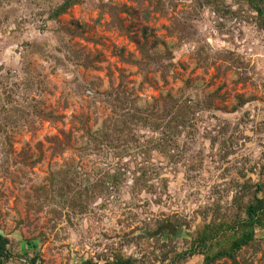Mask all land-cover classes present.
I'll use <instances>...</instances> for the list:
<instances>
[{"label":"rangeland","instance_id":"rangeland-1","mask_svg":"<svg viewBox=\"0 0 264 264\" xmlns=\"http://www.w3.org/2000/svg\"><path fill=\"white\" fill-rule=\"evenodd\" d=\"M62 1L0 0V234L13 254L5 264L36 253L41 264L102 263L114 253L139 264H202V253L176 258L200 228L231 219L238 188L264 168L259 17L245 0H79L51 18ZM144 30L160 58L141 69L132 63L141 60L133 39L142 41ZM169 95L191 104L165 155L148 143L161 131L130 117H159ZM123 120L126 146L95 134ZM53 137L68 140L62 154H52ZM70 165L80 186L109 169L125 171L118 188L82 214L55 193L53 201L34 199L51 171ZM139 168L151 175L152 192L133 186ZM165 219L178 230L149 236ZM225 233L206 253L229 243ZM254 248L237 261L264 264V244Z\"/></svg>","mask_w":264,"mask_h":264},{"label":"trees","instance_id":"trees-1","mask_svg":"<svg viewBox=\"0 0 264 264\" xmlns=\"http://www.w3.org/2000/svg\"><path fill=\"white\" fill-rule=\"evenodd\" d=\"M256 12L260 19L261 25L264 27V0H245ZM79 0H63L58 4L50 13V17L58 19L60 15L68 12ZM121 28V26L119 25ZM69 31L73 33V29ZM146 31L142 32V41L133 39L140 54L141 60H133L132 63H137L141 69H146L151 62L158 60L160 57L150 53L146 41ZM130 60V59H128ZM143 60V61H142ZM131 61V60H130ZM142 61V62H141ZM144 71V80H146V71ZM113 93H110L112 95ZM115 101L119 98L115 94ZM167 103L163 106V111L159 117L155 118V113L148 111L149 114L136 113L130 117L131 122L141 124L144 126H152L155 130H160V136L150 139L148 141L151 150H155L158 153L170 154L174 142V138L179 134L180 129L185 127L188 122V114L186 108H190V101H181L175 99L169 95ZM119 120V119H118ZM124 121V122H123ZM122 121V125L117 123V126L111 130L104 129L99 130L95 134L102 137L104 142L108 146H123L127 144V133L125 134L128 125L125 124V120ZM121 122V121H120ZM126 129V130H125ZM127 135V137H126ZM98 136H94V139H98ZM64 138H68L64 135ZM52 142V154L59 155L63 153L64 144H69L68 140L61 141L57 137L50 139ZM66 142V143H63ZM38 161V160H37ZM125 170L109 169L103 176L94 182H88V185L80 186L76 181L80 177L78 168L75 166H69L50 172L48 184L40 185L34 188V199L41 203L49 200L53 201V194L61 201L62 207H66L69 212L82 214L87 211L88 202L95 201L100 195H107L114 188H118L121 184V178L124 175ZM135 177L133 180V186H141L146 188L145 190L153 191L154 185L146 186V181L150 180L151 175L148 176L147 168H139L134 172ZM145 186V187H144ZM150 187V189H149ZM233 206L236 209L233 210L231 219L228 221H222L218 223H212L200 228L196 233V238L191 242L189 249L181 254H178L176 260L180 261L184 258L193 256L197 253L203 254L202 264H214L215 262L226 259L232 264H242L237 261L236 256L245 247L254 248V253L257 252L259 244H264V168L259 173L258 181L246 180L235 193L233 197ZM62 212H58L60 215ZM261 229L263 232L261 237L255 236V230ZM230 237L229 243L219 248L213 255L206 253L213 248V244L217 241V238L224 233ZM225 233V234H226ZM10 240L0 234V264H5L12 257V251L10 249ZM199 251V252H197ZM168 257L163 255L159 260L166 261ZM39 261V255L36 253L30 258H26L25 264H41ZM176 261H171L169 264H174ZM79 264H139L138 261L132 257H125L120 253H114L111 258L105 259L102 263L94 261L92 259H86ZM243 264H253L251 261H244Z\"/></svg>","mask_w":264,"mask_h":264},{"label":"flooded vegetation","instance_id":"flooded-vegetation-1","mask_svg":"<svg viewBox=\"0 0 264 264\" xmlns=\"http://www.w3.org/2000/svg\"><path fill=\"white\" fill-rule=\"evenodd\" d=\"M165 155H167V153H164ZM153 179H150V180H148V181H146V186H148L151 182L150 181H152ZM145 187V186H144ZM144 189V188H143ZM146 189V188H145ZM149 189H150V187H149ZM153 190H154V188H153ZM146 191H148V192H152L151 190H146ZM161 197V196H160ZM159 223H158V225H157V227H156V229H155V231H157L158 229H161L160 230V232H159V234H157V235H153L152 233L153 232H155V231H151V232H148V234H149V236H151V237H156V236H159V237H161V236H167V238L171 235H173L172 233H170L169 232V230H167L166 228H163L166 224H170L171 225V228H172V231L173 232H175L176 230H178V226L175 224V223H173L172 221H170V220H168V219H165L164 221L163 220H159L158 221Z\"/></svg>","mask_w":264,"mask_h":264},{"label":"water","instance_id":"water-1","mask_svg":"<svg viewBox=\"0 0 264 264\" xmlns=\"http://www.w3.org/2000/svg\"><path fill=\"white\" fill-rule=\"evenodd\" d=\"M163 228H166L167 230H169L170 233L173 234V231H172V228H171V225L170 224H166ZM161 229H158L157 231L153 232L152 234L153 235H157L159 234ZM149 235V234H148Z\"/></svg>","mask_w":264,"mask_h":264}]
</instances>
